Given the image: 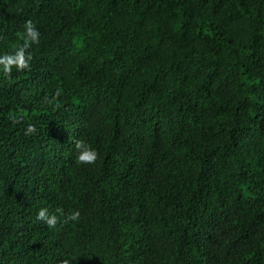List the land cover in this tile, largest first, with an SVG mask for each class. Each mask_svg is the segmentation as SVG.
Instances as JSON below:
<instances>
[{"label": "trees", "instance_id": "obj_1", "mask_svg": "<svg viewBox=\"0 0 264 264\" xmlns=\"http://www.w3.org/2000/svg\"><path fill=\"white\" fill-rule=\"evenodd\" d=\"M29 19L30 69L0 75V264H264V0H0V53Z\"/></svg>", "mask_w": 264, "mask_h": 264}, {"label": "clouds", "instance_id": "obj_2", "mask_svg": "<svg viewBox=\"0 0 264 264\" xmlns=\"http://www.w3.org/2000/svg\"><path fill=\"white\" fill-rule=\"evenodd\" d=\"M22 43L15 46L11 52L0 53V75L10 77L13 70L22 72L29 70L32 62L31 47L38 45L41 39V32L37 25L31 20L25 21L22 26ZM58 94V93H57ZM15 119V117H13ZM37 133L35 124L29 123L24 129L25 136H32ZM76 152L75 161L82 165L95 163L98 153L86 140L76 139L74 142ZM64 215L63 209L57 208L50 212L47 207H41L36 213V220L43 222L48 229H55L60 223V216ZM65 222L78 223L81 219L79 210H74L70 215L64 217Z\"/></svg>", "mask_w": 264, "mask_h": 264}]
</instances>
